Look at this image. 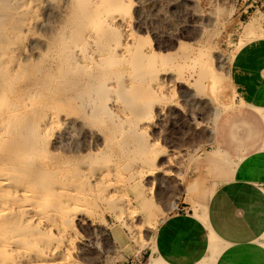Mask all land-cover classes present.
I'll return each instance as SVG.
<instances>
[{
	"label": "rangeland",
	"instance_id": "obj_1",
	"mask_svg": "<svg viewBox=\"0 0 264 264\" xmlns=\"http://www.w3.org/2000/svg\"><path fill=\"white\" fill-rule=\"evenodd\" d=\"M98 1L0 0V264H166L159 224L247 139L231 75L264 0Z\"/></svg>",
	"mask_w": 264,
	"mask_h": 264
},
{
	"label": "crops",
	"instance_id": "obj_2",
	"mask_svg": "<svg viewBox=\"0 0 264 264\" xmlns=\"http://www.w3.org/2000/svg\"><path fill=\"white\" fill-rule=\"evenodd\" d=\"M231 79L248 107L243 112L247 139L230 150L216 148L234 158L220 156L227 174L225 163H213L209 154L202 158L204 167L195 169L216 173L192 197L196 204L185 192L174 213L159 224L149 258L166 264H264V39L238 52Z\"/></svg>",
	"mask_w": 264,
	"mask_h": 264
},
{
	"label": "bare ground",
	"instance_id": "obj_3",
	"mask_svg": "<svg viewBox=\"0 0 264 264\" xmlns=\"http://www.w3.org/2000/svg\"><path fill=\"white\" fill-rule=\"evenodd\" d=\"M86 1V0H85ZM88 1V0H87ZM94 1V0H93ZM98 1V0H97ZM99 2V1H98ZM101 2V1H100ZM109 2V1H108ZM129 2V1H128ZM122 3V2H121ZM108 4V3H107ZM114 4V3H113ZM113 4L111 5V6H113ZM117 4V3H116ZM90 6V5H89ZM105 6H107V5H105ZM117 6H119V5H117ZM105 8V7H104ZM117 8V7H116ZM89 9V8H88ZM112 11V10H111ZM110 11V12H111ZM113 12V11H112ZM111 12V13H112ZM95 14H98V13H95ZM94 14V15H95ZM107 14V13H106ZM99 15V14H98ZM101 16V15H100ZM111 16V15H110ZM105 17V16H104ZM93 18V17H92ZM99 18V17H98ZM111 19V18H110ZM123 20V19H122ZM96 21H97V19H96ZM115 21V20H114ZM98 22V21H97ZM109 22H111V20L109 21ZM100 23V22H99ZM127 23V22H126ZM112 24V23H111ZM126 27V26H125ZM95 28V27H94ZM103 28V27H102ZM113 29V28H112ZM115 29V28H114ZM109 30V29H108ZM93 37V36H92ZM97 37V36H96ZM66 40V39H65ZM85 41V40H84ZM90 43V42H89ZM72 46V45H71ZM72 49V48H71ZM92 49V48H91ZM69 50V49H68ZM96 51V50H95ZM103 51V50H102ZM126 52V51H125ZM101 53V52H100ZM127 53V52H126ZM77 54V53H76ZM125 54V53H124ZM74 56V55H73ZM72 56V57H73ZM88 56V55H87ZM81 58V57H80ZM74 59V58H73ZM95 59V58H94ZM76 60V59H75ZM75 60H73V61H75ZM90 60V59H89ZM97 60H99V59H97ZM88 61V60H87ZM95 61V60H94ZM98 64V63H97ZM104 90V89H103ZM22 145V144H21ZM4 155H6V154H4ZM20 156H22V155H20ZM1 158H3V157H1ZM6 159V158H5ZM15 161V160H14ZM21 162V161H20ZM2 164V163H1ZM0 164V165H1ZM25 164V163H24ZM4 165V164H3ZM7 166V165H6ZM11 166V165H10ZM29 167V166H28ZM28 167H27V169H28ZM1 168V167H0ZM26 168V167H25ZM33 168V167H32ZM34 169H35V167H34ZM34 169H32V170H34ZM40 169H42V167L40 168ZM43 169H45V168H43ZM42 169V170H43ZM3 174H5V173H3ZM4 182V181H3ZM52 185V184H51ZM30 187V186H29ZM24 188V187H23ZM22 188V192H23V189ZM32 188V187H31ZM68 188H70V186L68 187ZM72 188V187H71ZM4 190H5V188H3ZM21 189V188H20ZM31 190V189H30ZM20 191V190H19ZM6 192V191H5ZM22 192H21V194H22ZM30 192V191H29ZM68 192V191H67ZM15 193V192H14ZM69 193V192H68ZM68 193H67V195H68ZM73 193V192H72ZM76 193V192H75ZM24 194V193H23ZM29 194V193H28ZM30 194H31V192H30ZM39 194V193H38ZM2 195V194H1ZM5 195V194H4ZM21 196V195H20ZM26 197V196H25ZM19 198V197H18ZM75 198H77V197H75ZM64 199V198H63ZM71 199H73V198H71ZM78 199V198H77ZM40 200V197L38 196V195H31L30 196V198H29V200L28 201H30L31 203L33 202V203H38V201ZM3 201V200H2ZM75 201H77V200H75ZM80 201V200H79ZM45 203V202H44ZM45 205H48V204H45ZM78 205V204H77ZM18 206V205H17ZM74 206H76V204L74 205ZM13 207V206H12ZM30 207V206H29ZM3 208H5V207H3ZM6 208H8V207H6ZM10 209H11V207H9ZM26 208V207H25ZM24 207H22V206H19L18 207V211H19V213H21L22 214V216L23 217H27L29 214H30V209H25ZM28 208V207H27ZM43 208V207H42ZM41 207L39 208L40 209V211H41V209H42ZM48 209V208H47ZM51 209V208H50ZM74 209V208H73ZM2 210V213H3V209H1ZM1 210H0V213H1ZM11 210H13V209H11ZM37 210V209H36ZM6 211V210H5ZM47 212V211H46ZM12 213V212H11ZM15 213V212H14ZM31 213H32V211H31ZM41 213V212H40ZM71 213H73L72 211H71ZM41 214H43V213H41ZM49 214V213H48ZM76 214V213H75ZM11 214H9V216H10ZM16 215H18V214H16ZM20 216V215H19ZM19 216H18V218H19ZM56 216V215H55ZM2 217H3V215H2ZM35 217V216H34ZM47 217V216H46ZM51 217V216H50ZM71 217V216H70ZM4 218V217H3ZM9 218H11V216L9 217ZM16 218V217H15ZM18 218H16V219H18ZM69 218V217H68ZM14 219V218H13ZM25 219V218H24ZM44 219V218H43ZM75 219V218H74ZM1 220V219H0ZM39 220H42V219H39ZM53 220V219H52ZM52 220H50L51 222H52ZM73 220V219H72ZM42 222H44V220L42 221ZM49 222V221H48ZM50 222V223H51ZM74 222V221H73ZM27 223V222H26ZM47 223V222H46ZM59 223V222H58ZM72 223V222H71ZM50 225V224H49ZM48 225V227H50ZM16 226V225H15ZM24 226V225H23ZM28 227V226H27ZM12 228H13V226H12ZM11 229H9L8 231H10ZM13 230V229H12ZM20 230H22V229H20ZM33 230V229H32ZM74 230V229H73ZM19 231V230H18ZM23 231V230H22ZM62 231V230H61ZM60 231V232H61ZM29 232H31V231H29ZM71 232H69L68 234H70ZM20 234H22V233H20ZM18 235V234H17ZM16 235V236H17ZM23 235V234H22ZM43 235V234H42ZM58 235H59V233H58ZM66 236V235H65ZM10 237V236H9ZM40 237V236H39ZM42 237V236H41ZM47 237V236H46ZM14 239V238H13ZM49 239V238H48ZM55 239V238H54ZM59 239V238H58ZM24 240V239H23ZM262 240V239H261ZM62 241H65L64 239L62 240ZM70 241V240H69ZM19 243V242H18ZM26 243V242H25ZM22 244H23V242H22ZM44 244V243H43ZM42 244V245H43ZM59 244V246L57 247V248H55L54 247V249H51V247H50V249L51 250H49V252L47 253V251L46 252H44V250H43V254H47V256L49 257H54L55 255H58V254H60V250H61V242H59L58 243ZM18 245V244H17ZM24 245L25 244H23V246L20 244V248H15V250H11V253L13 254V256L12 257H10L9 259H13L14 260V262H13V264H17V260H19V256H20V251H21V246L24 248V250L27 248H25L24 247ZM72 245V244H71ZM10 246V245H9ZM36 246V245H35ZM47 246V245H46ZM49 246V245H48ZM54 246H56V245H54ZM7 247H8V245H7V243L6 244H2V247H1V249H0V256H2L3 254H5V253H7L6 251H7ZM53 247V246H52ZM9 248V247H8ZM45 248V247H44ZM23 250V249H22ZM31 250H32V248H31ZM63 250V249H62ZM9 251V250H8ZM29 251V250H28ZM41 250L39 249V252H40ZM26 252V251H25ZM24 252V253H25ZM34 252V251H33ZM38 252V253H39ZM27 253V252H26ZM41 252H40V254H42ZM8 254V253H7ZM36 254H37V252H36ZM65 254V253H64ZM10 255V254H9ZM9 255H7V256H9ZM63 255V254H62ZM22 256V255H21ZM29 256V255H28ZM33 256V255H32ZM40 256V255H39ZM34 257H36V256H34ZM58 257V256H57ZM67 257V256H66ZM63 258V257H62ZM5 260H6V258H4ZM36 259V258H35ZM64 259V258H63ZM3 260V259H2ZM10 261V260H9ZM8 262V261H7ZM49 262V261H48ZM47 262V263H48ZM10 263V262H9ZM46 263V264H47ZM51 263H53L52 261H51ZM205 263H207V262H205ZM6 264V263H5ZM23 264V263H22ZM25 264V263H24ZM53 264H55V262L53 263ZM156 264V263H155Z\"/></svg>",
	"mask_w": 264,
	"mask_h": 264
}]
</instances>
